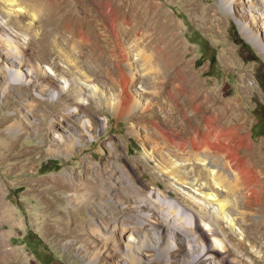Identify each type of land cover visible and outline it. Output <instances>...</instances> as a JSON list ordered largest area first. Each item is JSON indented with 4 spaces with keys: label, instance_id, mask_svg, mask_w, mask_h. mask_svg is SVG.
I'll use <instances>...</instances> for the list:
<instances>
[{
    "label": "rangeland",
    "instance_id": "rangeland-1",
    "mask_svg": "<svg viewBox=\"0 0 264 264\" xmlns=\"http://www.w3.org/2000/svg\"><path fill=\"white\" fill-rule=\"evenodd\" d=\"M49 1L41 0V4L54 15V23L46 24L43 33L36 29L34 36L12 24V16H18L21 26L30 21L19 16V3L0 1V264H196L194 257L212 244L220 250L208 251L207 256L218 264H264V257L250 262L253 253L262 251L251 244V236L257 229L264 231V195L251 210L229 205L226 217L235 220L231 228L223 219L193 216L192 211L199 213L201 208L195 195L158 171V158L166 153L176 155L160 137V127L166 123L152 104L163 99V94L144 97L134 89L139 95L133 101L136 110L118 116L114 110L121 102L116 96L119 88L111 89L105 82L106 77H117V67L106 59L92 60L89 68L83 59L76 60L78 73L71 70L72 77L58 78L66 82H48L49 89L44 91L46 84L35 70L40 67L46 78L43 67L57 65L55 71L67 67L53 47L57 33L67 23L74 30L84 27L91 32V46L86 50L92 55L107 53L106 45H117L105 18L101 25L109 27L106 38L110 42L97 37L96 26L79 19L83 15L79 0ZM112 1L119 7L118 15L129 4L143 11L156 37L173 43L175 58L167 56L170 61L164 60V65H182L179 73L200 86V96L209 95L207 106L216 110L221 125L238 127L240 134L248 136L251 146L240 154L251 158L264 179V135L256 136L257 129L253 130L258 123L256 110L264 105L259 81L264 74V0ZM65 5L68 9L63 10ZM90 6L96 8L95 0ZM68 48L59 50L70 58ZM12 52L18 56L13 68L6 58ZM18 68L23 73L16 75ZM103 68L108 73L99 71ZM15 76L19 82H13ZM136 80L140 86V78ZM61 87L67 92L58 97ZM167 89L168 84L163 91ZM72 93L79 95L74 103L68 102ZM148 105L151 109L145 110ZM77 110V118L63 117ZM198 119H203V112ZM14 122L18 127H11ZM75 139H81V145L59 151L63 142ZM178 157L183 158L180 164L189 177L195 178L199 172L194 166L202 163H194L187 155ZM211 167L216 173L218 169ZM219 174L216 181L223 191L212 180L210 184L220 189L210 187L209 191L219 192L218 199H223L228 179ZM204 175L213 178L208 172ZM139 189L146 197L163 201L164 213L172 219L195 226L196 238L178 237L171 230L162 235L165 221L158 222L156 217L153 227L157 230L140 228L133 216L142 197L134 203L124 200ZM242 213L246 218L243 225L238 221ZM117 220L136 231L135 239L116 230L112 233ZM105 225L108 231H104ZM204 227L214 232L207 233Z\"/></svg>",
    "mask_w": 264,
    "mask_h": 264
},
{
    "label": "bare ground",
    "instance_id": "bare-ground-1",
    "mask_svg": "<svg viewBox=\"0 0 264 264\" xmlns=\"http://www.w3.org/2000/svg\"><path fill=\"white\" fill-rule=\"evenodd\" d=\"M54 1L55 0H50L49 2L52 4L51 2ZM91 1L92 0H79L83 14L79 19L83 20L84 24L89 23L86 25L92 26L91 24H93L96 26L97 37L101 40L105 38L104 40L107 42L110 41L106 38V31H108L110 27L116 37V47L112 48L111 44L106 45L108 46L106 47L108 49L107 53L101 51L98 54L92 55V53L86 50L91 46V32L84 27L79 30H74L71 28V23H67L64 29L57 33L55 41L53 42L57 58L65 60L67 67L58 68L56 70L58 72L54 70L57 65H54V68L43 67L46 72V78L42 77V74H40V67L35 70L36 73H39L38 77L41 76L39 79L46 84V86L44 85L46 87L44 91L46 92L47 89H49L48 82H66V79L61 80L58 78H62L65 75L72 77L71 70H73L74 73H78L75 64L76 60L79 61L80 59H83V62L87 64L86 68H89L91 67L90 62L92 60L99 61V59H103L105 61L106 59L107 62H112V64H115L117 67V71H114L117 74V77H106L105 82L111 89L119 88V92L116 96L121 98V102L115 110L113 109L118 116L132 114L137 108L134 107L135 105H133V101L139 95L144 97L151 96L154 98V96L163 94V99L160 101L157 100L155 104H152L161 114H163V121L166 123V127H160V137L166 143L171 145L176 152V155L166 153L162 158H158L160 164L157 165L158 171L168 178H174L182 187L191 191L195 195V198L197 199L195 202L198 203L201 208L199 213L192 211L193 216L199 215L200 218L205 216L215 217L216 220L223 219L228 222L229 227L233 228L235 220H229L226 217V208L230 205V207L234 208L250 209L255 204H259L264 195V179L261 172L255 168L251 158L240 154L241 150L246 151L251 146L248 136L240 134V128L238 127H230L227 129L221 125V120L216 110L207 106L208 102L211 100L209 95L205 94L200 96V86L191 81H187L184 76L185 73H179L182 65H174L172 62V64L168 62V64L164 65L163 61L169 60L167 59V56L175 58V47L170 41L156 37L154 28L146 20L143 11L129 4L126 9L127 11L118 15L119 7L114 5L112 0H95L96 8L90 6ZM15 2H18L22 7L18 10L20 14L19 16L23 19H30V21L21 26L18 16H12L10 18L12 24H14L13 26L15 27H22L30 36L35 35L36 29H41L43 33L46 26L54 23V19H51L54 15H51L49 11H45V5L41 4V0H10V3ZM60 8L61 5H59V9ZM66 9H68V7L65 5L63 10ZM44 14L45 16L43 17ZM104 18L109 22L108 28L101 25ZM142 20H144V24L139 26ZM40 35L42 34L40 33ZM61 46L64 48L69 47L68 49L71 52L70 58L65 57L61 50H59ZM92 46L94 47V43ZM6 58L11 60L7 62V64L12 68L14 62H18L16 61L18 58L16 52L10 53ZM69 62L73 63L69 64ZM99 71L108 73L109 70L108 68H103ZM9 72H11V70H9ZM21 73H23L21 68H18L16 70V75ZM79 76L81 79H85V76L82 74H79ZM136 78H140V86L137 85ZM13 80V82H19L17 76H15ZM26 83L30 84L31 82L27 80ZM167 84L168 89L163 91L164 86ZM141 87H143V89H141ZM144 88H147L149 91H145ZM134 89L139 93L138 96L133 92ZM65 90V87H61V89L58 90V97L64 92H67ZM95 93L96 91L94 94ZM72 95H74V97L71 96L72 98H70L68 102L74 103L79 100V95L77 93H72ZM112 95L115 96L114 94ZM150 107V105L146 106L145 110H150ZM201 112H203L202 120L198 119ZM76 116H80L79 110L63 115V117L66 118H77ZM11 127H18V122L12 123ZM86 130L89 132L90 127H86ZM84 135L88 136L87 133ZM80 140L81 139H75L71 143L63 142L59 151L65 152L76 148V146L81 145ZM157 146L158 144L154 143L155 148H153L155 151L159 150V146L158 148ZM49 149L53 151L51 147H49ZM179 154L182 156L187 155L188 159L192 160L194 163H202L198 167L194 166V169H197V172H199L198 174L196 173L195 178H190L186 173L187 168L184 169L183 166H181L180 161H182L181 159L183 158L178 157ZM211 166H215L218 169L216 173H212ZM207 172L210 173V176L212 175V179H208L204 175ZM219 172L227 176L226 178L228 179V187L225 192L226 196H222L223 199H218L219 192L212 193L209 191L210 187L217 189L215 185L219 184V181H216L220 178ZM211 180L215 185L210 184ZM219 189H217V191H219ZM220 191H223L222 187ZM141 197V201L137 204L138 211L133 216L138 224H140V228H154V230H157L153 227V225H157V223L153 221L156 217L155 220L158 222L165 221L164 226L166 227L163 228L162 226L161 228L163 229L162 235L165 234L167 230V232H170L169 230H171L173 231V234L178 237L182 236L191 239L196 236L195 226L172 219L167 213H164L165 203L157 198L154 199V197L152 199V196L146 197L144 195V190L139 189L135 195L128 194L124 200L128 203H134L136 198ZM107 205L108 204L106 203L103 204L105 208ZM126 207L128 208H126L125 211L129 209V206ZM212 208L213 211L211 213ZM154 209H157V211H155L156 213L152 212ZM119 221L113 226L114 229L112 230V233L119 231L123 235L128 234L129 240L135 239L136 231L130 226L123 225V221ZM238 221L241 225L245 224L246 218L244 213L241 214ZM200 226L203 225L200 224ZM108 229L109 227L105 225L104 231H108ZM204 229L207 232L208 229L205 227ZM89 230L96 233L93 228H90ZM212 230V228L209 229L211 234L214 232V230ZM137 232H140V230ZM251 238V244L254 243L262 249L261 252L252 254V256L254 255V258H250L251 263H256L264 257V231L259 229L255 230ZM212 241L215 242L214 239H212ZM188 248L191 249V245H189ZM219 250L220 249L216 244L206 246L205 249L198 254L196 259L194 257L192 262L199 264L204 261V263L214 262L215 264H218L216 259L213 260L207 256V252H217ZM85 254L88 255V253Z\"/></svg>",
    "mask_w": 264,
    "mask_h": 264
},
{
    "label": "trees",
    "instance_id": "trees-1",
    "mask_svg": "<svg viewBox=\"0 0 264 264\" xmlns=\"http://www.w3.org/2000/svg\"><path fill=\"white\" fill-rule=\"evenodd\" d=\"M259 78H260L259 81L261 83V87L264 90V74H262ZM256 113L258 115V123L253 127V130L257 129V131L254 132L256 136H262L264 135V105L259 107L256 110Z\"/></svg>",
    "mask_w": 264,
    "mask_h": 264
}]
</instances>
